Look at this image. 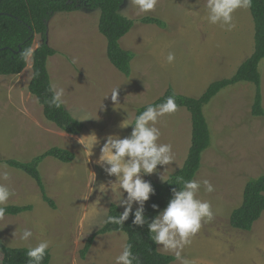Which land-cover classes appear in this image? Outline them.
I'll use <instances>...</instances> for the list:
<instances>
[{"label":"rangeland","instance_id":"374dc122","mask_svg":"<svg viewBox=\"0 0 264 264\" xmlns=\"http://www.w3.org/2000/svg\"><path fill=\"white\" fill-rule=\"evenodd\" d=\"M206 3L159 0L154 11L144 13L138 11L134 0H126L121 13L135 22L121 40L122 48L134 54L129 76L120 73L107 57V40L98 28L99 10L83 7L51 17L47 43L57 54L49 59L48 70L52 84L65 89L67 111L74 118L81 113L89 115V120L80 121L85 128L79 136L63 133L45 119L43 107L28 90L33 77L31 57L22 74L0 76V172L9 173V179L0 178V183L14 192L6 206H32L29 212L0 220V237L6 246L29 249L49 240L50 264H116L127 243L124 232L96 236L91 250L81 256L88 239L104 226L111 205H117L122 195L118 185L111 191L115 177H109L97 163L106 137L129 136L132 126L119 127L127 114L129 124H134L138 110L155 102L169 87L178 95L199 98L212 83L232 77L254 52L250 9L237 10L233 14L236 26L227 31L208 22ZM145 17H156L163 25H144L140 20ZM41 43L36 35L33 50ZM170 52L175 55L173 63L167 61ZM259 70L264 98V60ZM115 87H120L121 104L116 107L110 95ZM254 98V85L242 83L222 91L204 110L213 144L203 155L195 179L213 185L214 192L207 193L202 187L198 198L211 202L214 217L202 224L182 252L194 264H264V213L250 232L230 226L231 214L241 206L247 183L264 174V117H253ZM156 126L162 133L160 142L172 145L174 162L158 166L143 178L163 184L187 159L191 115L185 108H177L161 117ZM93 134L98 143L91 153V140L84 137ZM52 147L76 154L70 164L47 158L39 167L46 195L56 209L45 201L35 180L3 163L9 159L29 162ZM102 184L107 191H99ZM149 202L150 198L144 207ZM25 228L33 232L28 241L20 239ZM158 250L174 256L161 246Z\"/></svg>","mask_w":264,"mask_h":264},{"label":"trees","instance_id":"16d2710c","mask_svg":"<svg viewBox=\"0 0 264 264\" xmlns=\"http://www.w3.org/2000/svg\"><path fill=\"white\" fill-rule=\"evenodd\" d=\"M126 0H2L0 2V76H18L27 66V59L20 53L28 48L32 49L33 77L28 90L35 96L43 107L45 119L54 124L63 133L79 136L85 126L76 120L63 105L60 108L51 106L50 85L51 76L48 70L49 59L57 54L47 43L48 22L54 14L71 13L82 9L99 10V32L107 40V57L110 63L123 75L129 76L134 54L121 46V40L135 26L133 20L122 13ZM254 22L255 49L253 54L238 68L230 78L212 83L199 98L178 95L169 87L163 96L149 105L163 103L167 97L174 96L178 108H185L191 115L192 139L187 159L177 173L163 184L151 182L154 195H150L149 205L144 207L145 216L149 221L162 211L172 197V190L178 189L177 177L185 180L195 179L202 167L203 155L212 147V133L205 115V108L222 91L242 83H250L255 87V98L252 107L253 117H264L262 75L260 63L264 60V0H252L249 8ZM144 25H163L156 17H145L140 20ZM42 39L41 45L33 50L35 36ZM148 106V105H147ZM140 108L137 115L147 107ZM47 158L70 164L76 160V154L61 147H52L45 153L33 158L29 162L15 159L5 160L10 168L19 170L30 176L39 185L43 197L49 205L56 209L55 204L46 195L45 185L39 171L40 165ZM153 205L158 206L157 209ZM32 210V206H6L5 216H18ZM135 210H133L134 212ZM123 211L117 205H111L108 216H118ZM264 213V174L251 179L244 190L241 206L235 209L230 217V226L233 229L250 232L254 224ZM134 216L123 226L105 223L97 234L88 239L82 257L91 250L95 237L114 232H124L127 235V244L132 246L133 254L138 257L134 264H172L174 256L159 252L158 245L151 239L147 225L138 227L133 224ZM27 248H11L6 246L0 237L1 264H30ZM51 254L48 250L42 264H50Z\"/></svg>","mask_w":264,"mask_h":264},{"label":"clouds","instance_id":"9594fccd","mask_svg":"<svg viewBox=\"0 0 264 264\" xmlns=\"http://www.w3.org/2000/svg\"><path fill=\"white\" fill-rule=\"evenodd\" d=\"M158 2L159 0H134L138 11L144 13L154 11ZM197 3L199 4V0ZM251 4L252 0H207L206 19L210 24H218L225 30L231 31L236 26L233 22V14L240 9H249ZM20 55L25 59L31 57L32 49H25ZM174 60L175 55L170 52L167 61L173 63ZM72 62L77 61L73 58ZM119 88H113L110 93L115 107L121 105ZM50 91L52 95L49 104L56 108L63 106L65 89L52 84ZM177 108L175 97L169 96L161 104L148 105L135 117L134 124H129L127 114V118L119 127L123 129L132 126L129 136L121 138L113 134L106 137L97 163L109 177H115V181L110 182L111 191L116 190L113 186H119L122 195L117 205L124 211L118 216H106L102 222L123 226L130 215H133V224L138 227L147 225L150 239L165 251L172 252L179 264H194L193 261L185 258L182 252L186 246L191 244L192 238L200 231L202 224L211 222L214 217L211 202L198 198L202 187L207 193L214 192L213 185L208 180L200 182L196 179L185 180L182 176L177 177L176 184L179 188L172 190V197L167 206L162 211H158L150 221L144 212L145 202L149 200L150 195H154V189L151 183L143 177L156 172L158 166H168L174 162L172 145L160 142L162 133L156 124L161 117L174 113ZM75 119L86 121L90 118L87 113H81ZM84 138L91 140L90 151L92 153L98 143L97 137L93 134ZM84 147L88 148L89 145L85 144ZM0 178L8 180L9 173L0 172ZM101 189L108 190L103 184L99 186L100 192ZM13 195L14 192L7 185L0 183V220L5 218L6 205ZM134 205L137 207L133 212ZM153 208L157 209L158 206L153 205ZM32 237L33 232L25 228L20 239L28 241ZM50 245L49 240H41L34 247H30L27 251L30 264H42ZM134 262H138V257L133 254L132 246L125 243L122 252L116 257V264H134Z\"/></svg>","mask_w":264,"mask_h":264},{"label":"water","instance_id":"95a60500","mask_svg":"<svg viewBox=\"0 0 264 264\" xmlns=\"http://www.w3.org/2000/svg\"><path fill=\"white\" fill-rule=\"evenodd\" d=\"M2 0H0V2H1Z\"/></svg>","mask_w":264,"mask_h":264}]
</instances>
